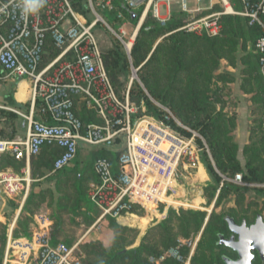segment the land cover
<instances>
[{
  "label": "built area",
  "instance_id": "2783aa9c",
  "mask_svg": "<svg viewBox=\"0 0 264 264\" xmlns=\"http://www.w3.org/2000/svg\"><path fill=\"white\" fill-rule=\"evenodd\" d=\"M121 1L133 11L143 6L137 28L148 13L160 26L169 21L161 16L155 0ZM177 1L180 12L189 17L179 30L187 33L218 35L221 31L219 17L225 13L247 17L248 23L258 26L261 33L253 43V51L258 54L259 70L264 79V0H240L242 10L239 11H234L227 0H220L227 5L224 12L203 14H200L206 10L201 6L203 0H194L192 7L187 0ZM31 2L40 7L35 13L25 15L24 0H0V82L11 77H26L31 82L28 111L0 103V110L15 113L27 121L24 139H0V152H9L17 160L24 159L23 172L27 175V179H20L12 173L0 172L4 194L8 197L16 195L22 188L21 182L29 178L30 158L46 145L61 150L53 161L52 171L55 172L72 163L80 143L113 147L116 138L121 136L123 149L115 164L104 156L94 162L97 180L90 183L87 196L100 212L97 221L106 217L115 220L139 217L159 211L166 214L169 207H188V201L180 199L183 195L181 181L185 177L182 169L193 170L198 175L203 167L202 148L197 145L195 136L203 141L208 153L207 146L197 132L181 125L169 110L165 109V120L174 119L192 132L190 137L173 129L165 120L146 113L143 103L138 106L130 100V87L123 99L117 95L92 32L95 23L102 21L115 33L98 11V8L115 10V0H88L96 17L89 24L74 10L70 0ZM122 17V12L117 11V18ZM137 28L127 41L124 27L115 33L130 64L129 53ZM37 100L41 102V111L35 118ZM76 104L94 111L99 121L83 123L74 111ZM219 175L222 182L218 191L223 181L254 186L243 181L241 172L232 177ZM170 201H176L178 205ZM35 220L28 237L13 239L9 230L1 264H82L78 242L70 246L61 241L52 244V221L42 215L36 216ZM197 241L198 238L178 239L175 246L160 256L150 257L149 263L164 264L168 257L190 264ZM183 245L190 249L186 259L180 253Z\"/></svg>",
  "mask_w": 264,
  "mask_h": 264
},
{
  "label": "trees",
  "instance_id": "16d2710c",
  "mask_svg": "<svg viewBox=\"0 0 264 264\" xmlns=\"http://www.w3.org/2000/svg\"><path fill=\"white\" fill-rule=\"evenodd\" d=\"M70 2L76 12L84 17L89 15L90 8L86 0H70ZM239 2L240 0H229L234 10H239ZM216 3H219V0L215 1L210 9L200 14L217 9ZM115 4L116 10L122 12L123 17H126L133 25L138 23L143 6L133 11L128 9L121 0H115ZM187 19V16L181 13L167 22L165 26H160L150 13L146 15L136 33L131 53H129L131 64L137 68V76L143 88L133 81L129 89V98L138 106L143 103L146 113L165 120L166 111L153 104L147 92L157 103L167 107L181 125L197 132L204 140L208 153L203 141L195 136L197 145L202 148V165L208 178L211 179L209 184L204 185V188L208 190L205 195L208 204L215 199V206H218L222 200L229 201L231 198L243 203L247 190L264 192V186L248 187L231 181H223L218 191L219 184L222 182L219 173L232 177L235 173L241 172L243 181L250 184H264V79L259 70L258 54L253 51V43L261 31L258 26L248 23L247 17L225 13L219 17L221 31L218 35H196L179 30ZM160 37V41L147 58L155 41ZM248 44L251 45L252 50H249L246 55H241L239 52L248 50ZM101 53L110 82L117 94L124 97L127 84L122 80V76L128 71L129 62L124 54L123 45L116 39L111 48ZM224 60L227 61L228 66L234 68L238 65L242 66L240 73L243 77L240 80V89L244 93L251 94L250 100L255 105L254 109L259 111L258 116L252 119L249 142L242 149L245 158L244 165L237 158L238 144L232 137V130L236 126V116L229 115L225 110L226 86L228 82H234L235 78L230 73L219 71L221 62ZM29 106L30 103L26 105L27 111ZM40 111L41 102L37 100L35 118L39 117ZM74 111L83 123L99 121L94 111H89L82 105L76 104ZM18 117L15 113L0 110V120L4 122L0 129L1 138L15 139L17 131L15 122ZM165 121L186 137L192 135L191 131L177 124L174 119L170 118ZM115 142L112 147L113 154L109 155L102 151L100 154H95V157H107L115 164L118 154L123 149L122 137H117ZM60 152L58 147L46 145L42 147L39 154L30 158L28 169H30L32 178L37 181L30 184L29 192L25 196L14 227L7 229V223L0 221L2 229L0 264L9 230H11L13 239L28 237L36 224L33 215L45 202L46 197L54 203L51 215L52 244L61 241L72 245L76 241L74 232L68 229L79 225L76 217L80 212H83L89 221L88 225L94 221L87 211L86 204L90 182H96V179H86L83 172L79 171L77 168L78 154L73 164L53 172V161ZM24 166V159L17 160L9 152H0V172L19 171ZM72 172H75L73 173L75 176L72 194L60 191V180H56V190L60 194L56 199L52 189L40 188L42 178L49 181L64 177L68 180ZM85 183L88 184L86 190ZM202 189L201 187V191ZM8 205L13 211L19 209V204L12 203L10 200H8ZM247 211L248 205L239 217L224 211L215 216L212 213L205 222V211L190 210L185 207L168 208L167 216L157 224L148 227L139 237V241L138 229L123 226L115 219L107 218V224L113 230L111 245L106 246L98 239L84 238L78 243V251L81 254L82 264H151L149 258L158 257L170 247L175 246L177 238H188L202 231L190 258V264H222V256L236 257V253L230 248L217 243L219 235L227 237L230 233L224 217L225 215L231 216L237 223L244 219L247 224H250L256 215L260 214L258 210L249 214ZM130 223L132 225L138 223L140 227L145 226V221H139L133 216ZM189 250L185 245L180 247V253L184 259L188 256ZM164 264H184V262L167 257ZM252 264H264V260H261L255 253Z\"/></svg>",
  "mask_w": 264,
  "mask_h": 264
},
{
  "label": "rangeland",
  "instance_id": "374dc122",
  "mask_svg": "<svg viewBox=\"0 0 264 264\" xmlns=\"http://www.w3.org/2000/svg\"><path fill=\"white\" fill-rule=\"evenodd\" d=\"M86 1L88 4V0H86ZM187 1H188L189 7H192L193 6V2H192L193 0H187ZM203 1L204 2H202V4L204 5L206 3V0H203ZM214 1H217V0H214ZM227 1H228V4L231 6V4L229 3V0H227ZM226 6L227 5H224L219 0V3H216L217 9H214L213 11L214 12H224ZM88 7H89V4H88ZM239 7H240L239 10H242V5L240 2H239ZM237 8H238V4H237ZM98 11H99L100 15L103 17V19L109 23V26H111V28L115 31V33H117V31H119L121 27L125 28V31H126L125 40L126 41L132 36L134 30L137 28L138 23L133 25V23L128 21V19L126 17H122L120 19L117 18V10L116 9L115 10H102V9L98 8ZM187 18H189V17L187 16ZM84 19L86 20V22L88 24L96 20V17L94 16L91 9H90L89 15L87 17H84ZM97 22L98 23L97 24L95 23L92 32L94 34V37L96 38V41H97L101 51H107L109 48H111V46L115 43V40L118 38H117L116 34L104 24V22H102V21H97ZM160 39H161V37L155 41L151 51L147 55V58L151 55L153 49L155 48L156 44L160 41ZM251 48H252L251 45L248 44V47H247L248 50H245L244 52L240 51L239 53L241 55H246L249 50H252ZM124 51H125V49H124ZM128 62H129V60H128ZM227 66H228L227 61H225V60L222 61L219 71L230 73L229 71H231V69H228ZM241 67L242 66L236 68V70H239V72H240ZM133 69L135 70L134 71V73H135L134 78H132L133 77ZM10 80L14 81V82H17L18 80H22V81L25 80L28 82L30 89H31V84H30L31 82L26 77H24V78L11 77ZM122 80L124 82H126V84H127L124 93L126 92V90L129 87H131V83L133 81L137 82L143 88V85L141 82H139V79L137 76V68H135L133 65L131 66L130 62H129V69L122 76ZM232 83L233 82L227 83L226 91L224 94L225 98H226V103H227L226 107L228 108V110H226V109L225 110L229 115L235 114L233 112V109L235 108V100L233 98H231V96H229L231 94V84ZM3 84L4 83L0 82V98L3 97V92L6 88V86ZM241 92L243 94H247V93H244L242 90H241ZM146 94H147L148 98L150 99V101L153 104H155L156 106H158L157 104H159V103H157V101L155 99H153L151 96H149L147 92H146ZM248 95H249V99H250L251 94H248ZM120 98L123 99V97H120ZM0 103L2 104L1 101H0ZM159 107L162 110L167 109V107H165L163 105H160ZM167 110H169V109H167ZM252 111H253L254 115L258 116V114H259L258 109H257V111H255V109L253 108ZM174 118L180 123V121L175 116H174ZM3 123L4 122L2 120H0V129H1V127H3ZM236 126H237V121H236ZM236 126H235V128H236ZM235 128L232 130V137H233L234 141H236L235 136H234ZM249 134H250V131H249ZM249 134H248V137H249ZM0 139H4V138L0 137ZM248 142H249V138H248ZM79 146H80L79 152H78V163H79V165L77 168H79V171L81 173L83 172L86 179L89 178L90 180H93L95 178L97 180L96 174L94 172V162H95V159L98 157H95L96 156L95 154H100L102 151H104L106 154L111 155L114 153L113 148L111 146L84 145L81 143ZM237 156H238V151H237ZM99 157H101V156H99ZM73 162L74 161H72V164H73ZM244 163H245V158H244ZM244 163L242 165H244ZM24 168H25V166L20 168L19 171L5 170V171H1V172H9V173L16 175L20 179H24V178L27 179L26 173L23 172ZM182 172H183L185 177L181 181V188H182V194L183 195L181 196L180 199H184V200L188 201V207H186L187 205L185 206L186 209L205 211L206 219L208 220L212 213L215 216V215H217L223 211L227 214L230 213V214H234V215L239 217V215H242L244 213V209L248 205L247 214L251 213L254 210H256V211L258 210V211H260V214L264 217V192L263 191H254L253 189L247 190L245 192V200L243 203L235 201V199L231 198L229 201L222 200L218 206H215V199L210 204H208L207 200L205 199V195H206L208 190H206L204 188V185L209 184L211 182V179H210V177L207 178V176H206L207 173L205 174L203 168L200 167L198 175H196L193 170L187 171V170L182 169ZM190 172H191V174H190ZM73 173H75V172L71 173V176L68 178V180H65L64 177H60V178L58 177V179L55 178V179H52L49 181L46 178H42L40 188L52 189L53 194H54L53 196L56 199L59 197L58 195H60L59 192L56 190V186H57L56 180H60V182H59L60 191H62V193H67L70 195L74 191L72 184H73V180H74L75 175H73ZM33 181H37V179L32 178L31 172L29 169V178H28V180L21 182L22 188L17 190L18 192L16 193V195H14L12 197H8L6 194L2 195L5 202L7 203V206H9L8 200H10L12 203H18L19 204V209L17 211H13V209L10 206L8 208L3 204L4 202L2 200L0 201L1 202L0 203V221L2 223H7V226H8L7 229L14 227L13 225H15L17 217L20 213V209L22 208V205H23L24 200L26 198L25 196H27L29 189H30V184ZM252 184H254L255 187H257V188L263 187V184H258V183H256V184L252 183ZM87 185L88 184L85 183V185H84L85 190L88 187ZM201 187L203 188L202 191H201ZM0 189L3 190L2 186H0ZM248 202H249V204H248ZM170 203L178 205V202H176V201H170ZM86 205H87V211L90 214L91 219L97 220L100 212L96 208V206L89 200V198H87V204ZM197 206H199L200 208H198ZM53 207H54V203L51 202V199H49V197H46L45 202L41 205L39 210H37L34 213L33 219L35 220L36 216L42 215L43 217L51 220ZM181 207H183V206H181ZM169 208H172V207H169ZM225 216H227V215H225ZM135 219H137L139 221L147 222V218L138 219V217H135ZM206 219H205V222H207ZM250 220L252 221L251 218H250ZM76 221H78L79 225L77 227L69 228L68 231L72 230L74 232V237L77 240V239L81 238L86 233V231L88 230L89 227H87L88 226L87 223H89V221L86 219L83 212H80L79 216L76 217ZM107 223H108L107 217L103 218L102 222L98 223V225L94 231L97 232L98 234H102L104 231V228H105L104 226H109ZM52 227H53V223H52ZM201 232L202 231L198 232L196 235H191L188 238L179 237V238H177V241H178V239H183V240H188V239L194 240L196 238L199 239ZM1 233H2V229L0 228V234ZM229 235H230V233H229ZM93 236L95 237V235H93ZM139 237H141L140 232L138 234V239H139ZM177 241H176V243H177ZM189 252H190V250H189ZM228 253H230V252L228 251ZM188 256H189V253H188Z\"/></svg>",
  "mask_w": 264,
  "mask_h": 264
},
{
  "label": "crops",
  "instance_id": "0c3cea01",
  "mask_svg": "<svg viewBox=\"0 0 264 264\" xmlns=\"http://www.w3.org/2000/svg\"><path fill=\"white\" fill-rule=\"evenodd\" d=\"M155 1H157V3L160 6L161 16L168 19L169 21L173 19L176 15L182 13L180 12L179 2L177 0H155ZM192 2L194 3V0ZM214 2H215L214 0H206V3L204 5L201 4V6L205 7L206 9H210L213 6ZM231 8L233 9L232 6ZM234 11H239V10H234ZM212 12L214 11H211L209 13H212ZM238 67H240V65H238L235 68L232 66H227L228 69H231V71L229 72L235 78V81L231 84V94L229 96H231V98L235 100V108L233 109V112L235 113L234 115L236 116L237 126L234 130V136L238 144L237 158L239 159L241 164H243L244 157H243L242 149L244 145L248 142V138H249L248 134L251 128L252 119L255 118L257 115L253 114L252 110L255 105L249 99V95L243 94L240 90V80L243 77V74L240 73L239 70H236V68ZM1 82L4 83L3 85H5L6 88L3 92V97L0 98V101L5 105H9V106L15 107L17 109H20L26 112L27 111L26 105L30 103V86L28 82L25 80L23 81L18 80L17 82H14V81H11L10 79L1 80ZM225 109L228 110L227 107H225ZM15 126L17 130L15 138L24 139L25 133H26L27 121L24 118L18 117L15 122ZM202 168L204 170V167ZM2 195H4V192L2 189H0V201L2 200L4 202L3 204L9 208V206H7V203L5 202ZM161 213L162 212L159 211V212H151L147 214L144 213L145 215L144 214L140 215L138 219L147 218V222H145L144 227H140L138 223H134L132 225L130 223L132 217H121L116 221L123 226H128V227H133V228L138 229L142 236L148 227L154 224H157L158 222L163 220L164 219L163 215L167 216V211H166V214H161ZM100 222H102V219L99 221L94 220L92 223H90L87 226L89 228L86 231V233L81 238L74 241L73 243L75 242L79 243L84 238H90L93 240H96V239L101 240L103 244H105L106 246L111 245V241L113 238V230L111 226H104L105 228L102 234H98L97 232L94 231L98 223ZM93 235H95V237Z\"/></svg>",
  "mask_w": 264,
  "mask_h": 264
},
{
  "label": "water",
  "instance_id": "95a60500",
  "mask_svg": "<svg viewBox=\"0 0 264 264\" xmlns=\"http://www.w3.org/2000/svg\"><path fill=\"white\" fill-rule=\"evenodd\" d=\"M224 219L231 236L227 238L221 234L217 243L230 248L237 254L236 259L224 256V264H252L255 251L260 259L264 260V217L257 214L250 224H247L244 219L237 223L233 217L228 215Z\"/></svg>",
  "mask_w": 264,
  "mask_h": 264
},
{
  "label": "clouds",
  "instance_id": "9594fccd",
  "mask_svg": "<svg viewBox=\"0 0 264 264\" xmlns=\"http://www.w3.org/2000/svg\"><path fill=\"white\" fill-rule=\"evenodd\" d=\"M39 7L40 5L31 2V0H24L23 12L25 15L29 13H35Z\"/></svg>",
  "mask_w": 264,
  "mask_h": 264
},
{
  "label": "flooded vegetation",
  "instance_id": "af4514ba",
  "mask_svg": "<svg viewBox=\"0 0 264 264\" xmlns=\"http://www.w3.org/2000/svg\"><path fill=\"white\" fill-rule=\"evenodd\" d=\"M224 236V235H223ZM231 236V232H230V235L229 236H227V238H229ZM225 237V236H224ZM255 253H257L256 251L254 252V255H255ZM223 258H224V256H222V261H223V263L222 264H224V260H223ZM230 258H232V257H230ZM237 258V254H236V257H234V258H232V259H236Z\"/></svg>",
  "mask_w": 264,
  "mask_h": 264
},
{
  "label": "bare ground",
  "instance_id": "6f19581e",
  "mask_svg": "<svg viewBox=\"0 0 264 264\" xmlns=\"http://www.w3.org/2000/svg\"><path fill=\"white\" fill-rule=\"evenodd\" d=\"M228 10H230V8L228 7Z\"/></svg>",
  "mask_w": 264,
  "mask_h": 264
}]
</instances>
